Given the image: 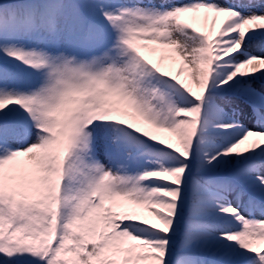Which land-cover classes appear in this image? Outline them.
Returning <instances> with one entry per match:
<instances>
[{
    "label": "snow or ice",
    "instance_id": "snow-or-ice-1",
    "mask_svg": "<svg viewBox=\"0 0 264 264\" xmlns=\"http://www.w3.org/2000/svg\"><path fill=\"white\" fill-rule=\"evenodd\" d=\"M0 264H264V0H0Z\"/></svg>",
    "mask_w": 264,
    "mask_h": 264
},
{
    "label": "rangeland",
    "instance_id": "rangeland-1",
    "mask_svg": "<svg viewBox=\"0 0 264 264\" xmlns=\"http://www.w3.org/2000/svg\"><path fill=\"white\" fill-rule=\"evenodd\" d=\"M207 27H208V28H211V22H209V24H208ZM237 224H238V222H237Z\"/></svg>",
    "mask_w": 264,
    "mask_h": 264
}]
</instances>
